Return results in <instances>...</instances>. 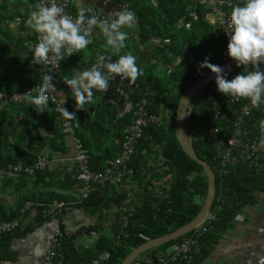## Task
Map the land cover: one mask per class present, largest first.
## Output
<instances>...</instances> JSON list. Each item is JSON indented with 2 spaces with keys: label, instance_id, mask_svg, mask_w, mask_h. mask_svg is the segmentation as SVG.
Here are the masks:
<instances>
[{
  "label": "trees",
  "instance_id": "1",
  "mask_svg": "<svg viewBox=\"0 0 264 264\" xmlns=\"http://www.w3.org/2000/svg\"><path fill=\"white\" fill-rule=\"evenodd\" d=\"M36 1L26 0L27 4L30 5V10H34ZM125 3L128 6L127 10L135 13L136 20L132 28L124 27L122 29L128 33L125 48L115 54L112 50L109 51L110 56L112 59H116V55L130 53L138 57L136 63L139 67L142 66L143 75L135 81L137 86L133 84L132 105L134 106L133 103L141 99L143 92L149 91L147 114L160 116L163 118V123L161 126L149 125L144 129L145 138L137 142L133 158L127 164L133 170V174L126 176L124 183H108L103 189L93 192L77 208L83 209L89 215L99 217L100 214L109 209L111 204L121 207L123 203H126L128 207L134 208L131 219L132 225L127 231L128 236L118 241L116 239L118 226L116 225L110 233L112 238H106L101 236L99 226L95 225L83 230V233L87 235L93 232L99 234L94 246L84 249L75 244L77 234H67L62 223L65 216L64 209L49 213L45 209L47 207L39 206L34 222L22 228V219L27 215V210L23 214L20 210L23 209L25 202L17 209L0 207V223L14 219L20 220L19 227L14 232L4 234L0 238V264L18 261L14 254L9 255L7 252V245L11 240L22 239L36 227L47 226L53 221L57 222L58 229L64 233L62 252L71 264H92V260L100 252L106 251L110 254V259L100 264H121L132 250L147 240L162 237L185 226L202 209L203 204H199L195 199H205L207 178L202 167L191 161L178 144L174 132V117L177 104L184 93L210 73L207 68L198 69L196 65H200L206 56H210L216 61L212 64L220 65L226 56L227 46L215 27L204 20L206 11L202 9L197 0H111L113 7ZM4 8L7 7L3 6L2 10ZM7 11L10 10L7 8ZM191 12L198 15L197 21H192L189 17ZM2 13L0 12V19L4 18L1 16ZM29 14L28 10L27 14L25 13L24 17L21 18L18 31L26 30L32 33V38L35 40L34 30L25 23ZM11 20L13 18L8 21ZM180 20L191 22L190 29L186 30L180 27ZM23 42L24 39L16 38L11 34L8 25L3 28L0 22V92H20L43 81L33 65L32 57L25 52L28 49L23 47ZM13 45L14 47H11ZM260 67L264 69V66L260 65ZM246 69L252 70L251 66L246 65L232 68L227 72L232 77V74L236 76L241 72L246 73ZM60 72L59 89L62 83L64 84L63 78L66 76L70 78V70H66L62 61L60 62ZM214 85L215 80L194 97L188 109L187 123L192 136L194 152L215 173L217 160L220 158L219 152L214 147L213 142L207 141L206 137L203 136V138L201 134L209 131L212 127H219L225 139L232 138L236 136L237 132H240V138L244 143L248 140L258 141L257 124L264 117V114L256 111L251 116L243 117L241 120L239 117L243 102H239L232 105L233 111L225 117L223 122L218 120L216 123H212L210 118L213 111L210 109V94ZM59 89L58 93L60 92ZM67 91H69L67 94L69 105L64 104L66 107H63L70 112L71 104H75V114L78 119L74 122L73 127L88 152L90 169L102 171L107 166L108 161L122 153L123 143L126 140L124 128L136 118L134 116L135 108L124 116L117 117L115 108L105 105L102 108L103 114L99 118L98 114L94 116L93 113L89 112V105L91 104H85L83 110H78L69 87ZM0 107V169L17 162L31 165L43 152H47L50 157L66 152L67 135L56 123L57 110L54 105L48 104L46 111L42 113H37L35 106L26 102L1 104ZM164 108H167L170 115H167L166 111L164 114L161 113ZM95 112H98V109ZM167 116L169 117L164 119ZM193 123H196L199 129L194 128L192 130L191 124ZM112 128L115 132H111V144L103 148L104 144L101 137L104 136V140H107L108 135L102 134V132ZM38 129L47 132L41 137L35 133ZM34 137L37 139L33 140ZM27 143H32L35 148L28 147ZM154 145L158 146L164 165L172 174V182L166 195L158 198L147 196L138 199L139 195L131 198L127 192H120L122 189L120 187L127 181L136 180L140 177L143 161ZM27 147L28 151L26 150ZM11 150H14V154H8ZM2 152L7 153V156L2 155ZM229 169L230 173L227 176L222 178L216 176L215 178L216 189L212 206L219 200L222 210L217 214V220L206 226V232L199 237L200 252L194 256L192 264L203 261L211 254L221 236L231 227L242 206L251 201L250 194L255 189L264 192V164L262 159H259L255 170H251V167L246 163H239ZM53 172L54 170L51 171L47 167L42 171H37L31 177L24 176L21 179L29 178L32 180L31 183L35 182V186L44 190L54 187L52 183L57 181L58 183L54 184L61 192L70 191L79 185L75 177L76 167L72 172H68L66 169L57 173ZM6 180L10 181V179ZM120 213L121 211L118 215ZM77 233L79 236L81 235L79 231ZM193 234L194 231L168 244L146 251L132 264H154V261L164 257L166 250L173 243H179L183 238Z\"/></svg>",
  "mask_w": 264,
  "mask_h": 264
},
{
  "label": "crops",
  "instance_id": "2",
  "mask_svg": "<svg viewBox=\"0 0 264 264\" xmlns=\"http://www.w3.org/2000/svg\"><path fill=\"white\" fill-rule=\"evenodd\" d=\"M75 1H79L82 5H100V0ZM3 6L7 7L10 11H7V8H4L3 10L1 9V13L7 11L1 15L4 17L0 19L2 27L6 28V25H8V30L13 36L24 39L23 47L28 49L25 52L28 56L32 57L31 59H33V53L29 46V43L34 42L32 33L26 30L18 31L20 21H17L21 20V18L24 17L23 15L25 13L27 14L28 10L29 12L32 11L30 10V5H28L27 2L22 3L19 0H11L4 1L2 7ZM10 18H13V20L8 21ZM33 33L35 34V31ZM90 39L92 40V43L87 48L82 49L79 53L73 56L65 57V60L62 61L66 70H70V78L74 72L90 68L92 64L96 62L98 54L110 56L109 51H111V48H104L105 38L99 30L90 36ZM14 45L11 47H14ZM118 57L119 56L116 55V59ZM136 58L138 60L137 56ZM139 68L141 69L142 66ZM135 81H137V79ZM135 81H127L116 77L110 82L109 89L106 92L93 90L94 103L89 105V112L93 113L94 116L98 114L100 118L103 114L102 108L105 105H110L115 108L117 117H122L129 113L131 106H133L132 92L134 91L133 84H136ZM64 85L65 83H62V86H60L58 98L61 104L66 100L65 104L68 106L67 94L69 91H67V85ZM139 101L140 99L133 104L136 105ZM74 105V103L71 104L70 112H75ZM95 107L98 109V112H95ZM164 111H166L167 115H170L167 108H164ZM168 117L169 116L166 118ZM77 119L78 116L76 115V120ZM193 129L194 127H192V130ZM46 132V130L40 131L42 137ZM111 132H115L113 128L102 132V134L108 135L107 140H104V136L101 137L102 143L104 144L102 146L103 148L110 146ZM35 133H37V131H35ZM257 137L260 160L262 159L264 164V117L261 118L257 124ZM35 139L37 138L34 137L33 140ZM27 146L35 148L32 143H27ZM66 146L67 148H65L66 152L64 154H56L50 157V163L47 167L51 171L54 170L53 173H57L62 169L67 170V167L71 165L75 151L70 136L66 137ZM28 147L26 148L27 151L29 150ZM157 147V145H154L152 146V149L149 150L145 161H143L142 174L140 177L136 180L132 179L127 181L122 187H120V189L122 188L120 192H127L128 196L131 198H135L136 195H139L140 197H138V199L146 198L147 196L158 198L166 195L170 183L172 182V174L164 165V161L161 158ZM2 155L7 156V153L2 152ZM30 181L32 180L29 178H16L9 181L0 177V207H4L5 209H17L24 202H30L31 204L27 209V215L22 219V228L34 222L39 206L47 207L45 209H47L49 213H52L56 210L60 211V209L56 208V205L59 202L65 201L66 203L71 204L69 205L70 208L64 209L65 216L62 220L64 228L70 232L68 233L66 231L67 234H77L76 241L79 237L77 233L78 231L85 237L93 238V241L87 242L83 245H77L78 247L86 249L94 246L99 234L93 232L92 234L90 233L87 235L86 233H83V230L95 225L99 226L101 236L112 238L110 233L113 231L114 226H116V205L111 204L108 210L100 214L99 217H96L95 215L87 214L83 209L77 208L82 202L76 205L72 204L78 200V187H74L70 191L61 192L57 188V185H55L58 183L56 181L52 183V186L54 187L44 190L41 187L35 186V182L31 183ZM250 195L251 201L242 206L231 227L221 236L211 254L197 264H259V262L264 264V192L255 189ZM196 199V202L203 204L204 200H202V198ZM65 217L71 219V222L74 223V225L67 226V223L64 220ZM56 223V221H53L47 226L42 225L36 227L26 237L11 240L7 245V252L9 255L14 254V256L18 258V261L15 263L1 264H42L43 256L49 249L51 237L56 231ZM51 224L55 225H53V228L49 229L48 227L51 226Z\"/></svg>",
  "mask_w": 264,
  "mask_h": 264
},
{
  "label": "built area",
  "instance_id": "3",
  "mask_svg": "<svg viewBox=\"0 0 264 264\" xmlns=\"http://www.w3.org/2000/svg\"><path fill=\"white\" fill-rule=\"evenodd\" d=\"M198 3L202 6L206 12L204 14V20L215 27V29L222 35L223 41L226 46L229 42V37L225 32V28L221 25L220 19L221 14L223 19L226 22L229 14L232 10V7L239 2V0H197ZM64 12L70 15L73 18H76L81 10L85 11L88 17L97 16L99 18L108 17L114 19L118 12L121 9H127V4H120L116 7L111 5V0H100L99 6L92 5H82L79 1L75 0H61ZM50 4L51 0H37V4ZM3 0H0V12L2 9ZM189 17L192 21L198 20V15L195 12H191ZM18 22L20 20H17ZM134 23L131 26H126V28H132ZM179 26L188 30L191 27V22H185L183 20L179 21ZM99 29H94L90 34L92 36ZM39 34L35 32V40L32 43H29L30 48H34L38 43ZM167 42V41H166ZM156 44L155 41H153ZM229 57L227 55L222 59L224 64L228 62ZM36 71L39 72L40 77L43 79L45 74L51 75L53 77V84L56 88V91L50 93L51 99L49 104L54 105L58 108L61 105V102L58 98V89L61 83V72H60V63L55 62L50 65L46 64H35ZM196 67L200 68V65L197 64ZM247 70V69H246ZM249 70V69H248ZM247 70V71H248ZM246 71V72H247ZM228 79H231L229 73L226 71ZM42 83L32 85L20 92L15 93H5L0 92V105L6 104H20L24 100L21 96L25 93L32 91V95H36L37 91ZM68 87V86H67ZM149 96V91L143 92V95L136 105L131 106V110L135 107L134 116L135 119L131 120V123L124 128L126 133V140L123 143V151L118 157H113L110 161L107 162V166L102 171H94L90 169L89 166V155L87 150L84 148L81 140L75 133L73 120H68L65 118L62 113L57 110L56 123L61 128L62 132L67 136H70L73 142L75 155L72 159L71 165L67 167L68 172H72L74 167H76V180L79 182L77 186L79 189L78 200L73 205L79 204L82 201L87 200L90 195L97 191L98 189H103L108 183L111 184H122L126 181V176H131L133 170L127 166L129 161L133 158L135 145L137 142L144 137V129L149 125L161 126L163 123V118L158 115H148L147 114V97ZM243 102V106L240 109L239 119L243 117H249L254 112L259 111L264 114V105L259 107L253 106L250 103V100L243 97H226L220 94L217 91L216 84L213 86L210 94V109L213 111L211 114L212 123H216L218 120H223L225 117L231 114L233 111L232 105L235 103ZM231 109V110H228ZM210 110V111H211ZM224 113V115H222ZM239 125V123H237ZM189 124L186 122V127L188 129ZM191 127L199 129L196 123L191 124ZM189 131V130H188ZM247 131V130H246ZM190 137L191 133L189 131ZM246 134V133H245ZM202 137H206L207 141H212L214 147L218 150L220 158L217 160V168L215 176L222 178L227 176L230 173L231 167L239 163H246L251 167V170H255L258 166V161L260 159V152L258 147L257 140H248V142H243L240 138V132H237L236 136L232 138L225 139L219 127H212L209 131L201 134ZM214 135V136H213ZM248 135V132H247ZM203 137V138H204ZM192 138V137H191ZM50 163V156L48 153L40 154L33 164L24 165L20 162L15 164L7 165L4 169L0 170V177L5 179H16L24 176L31 177L37 171H42L47 168ZM71 204L66 202H59L56 205L58 209H68ZM29 208V205L26 204L21 212L24 213L25 210ZM117 208V215L115 218V223L118 226V235L116 239L122 240L128 236V229L131 227L132 222V213L134 211L133 207H128L126 203H123L121 207ZM222 210V205L217 200L216 204L211 207L209 213L204 219V222L197 227L194 231V234L190 237H185L179 243H173L165 252L164 257H160L156 260V264H192L195 255H198L200 252V242L199 237H201L206 232V226L211 225L217 220V214ZM119 211L121 213L118 215ZM19 227L18 220L5 221L0 223V238L4 234H11ZM64 233L61 231H55L50 240V246L47 252L43 256L42 264H71L66 260L62 252V241ZM91 248V247H89ZM86 248V249H89ZM110 259V254L106 252H100L93 260L92 264L105 263ZM259 264H262L259 262Z\"/></svg>",
  "mask_w": 264,
  "mask_h": 264
},
{
  "label": "clouds",
  "instance_id": "4",
  "mask_svg": "<svg viewBox=\"0 0 264 264\" xmlns=\"http://www.w3.org/2000/svg\"><path fill=\"white\" fill-rule=\"evenodd\" d=\"M135 20V13L127 9H121L114 19L95 15L88 17L83 10L73 18L64 12L61 0L37 4L25 21L39 34L38 43L30 49L33 63L59 64L65 57L79 53L92 43L90 34L94 29H99L103 34L105 49L111 48L113 54L119 53L128 39V33L122 29L131 26ZM220 22L229 37L228 57L236 62L237 67L247 65L252 70L228 79L226 71L209 62L210 56L205 57L200 68H207L215 74V84L220 94L247 98L256 107L264 105V69L260 67L264 64V0H239L232 7L227 21L221 14ZM136 60V56L130 53L120 55L115 60L109 55L98 54L90 68L74 72L71 78L66 76L63 82L70 88L77 109L83 110L85 104L94 103L93 90L106 92L116 77L135 81L143 75ZM52 80L51 75L45 74L36 95L31 94L32 90L19 96L27 104L34 105L37 113L45 112L51 99L50 93L56 91ZM65 102L57 110L68 120L76 121L75 112L70 113L63 107Z\"/></svg>",
  "mask_w": 264,
  "mask_h": 264
},
{
  "label": "water",
  "instance_id": "5",
  "mask_svg": "<svg viewBox=\"0 0 264 264\" xmlns=\"http://www.w3.org/2000/svg\"><path fill=\"white\" fill-rule=\"evenodd\" d=\"M261 65L264 66V64ZM219 66L225 72L227 70L237 67V64L234 60L231 59L228 62L221 64ZM214 80H215V74L210 72L207 76H205L204 78L196 82L193 86H191L180 98L177 104L175 117H174V125H175L174 132L178 144L180 145L185 155L191 161L195 162L196 164L202 167L204 174L207 178V192L200 213L188 224L175 230L174 232L153 240H147L144 244L132 250L127 255V257L122 261L121 264H132L144 252L168 244L179 238H182L183 236L187 235L188 233L192 232L197 227H199L204 222L205 217L209 213L215 197L216 176L214 171L211 169V167L208 166V164L205 161L201 160L194 152L192 147L191 137L186 127L185 118L188 113L190 103L197 95V93L202 89H204L206 86H208ZM154 264H156V261H154Z\"/></svg>",
  "mask_w": 264,
  "mask_h": 264
},
{
  "label": "rangeland",
  "instance_id": "6",
  "mask_svg": "<svg viewBox=\"0 0 264 264\" xmlns=\"http://www.w3.org/2000/svg\"><path fill=\"white\" fill-rule=\"evenodd\" d=\"M9 1H11V0H9ZM19 1H21L22 3H26V0H19ZM11 29V28H10ZM210 63H216V61L214 60V59H212V58H210V61H209ZM233 77H235V75L234 74H232V77H231V79L233 78ZM203 90V89H202ZM201 90V91H202ZM201 91H199L198 93H197V95L198 94H200V92ZM192 102V101H191ZM164 109L163 110H161V113L162 114H164ZM188 114V113H187ZM164 118H166V117H164ZM185 120H186V122H188L187 120H188V115H186V118H185ZM42 129H38L37 130V134L39 135V136H41L42 137V135L40 134V131H41ZM31 144V143H30ZM8 154H14V150L13 151H10ZM195 201H197V199H195ZM26 204H28L29 205V207L31 206V204H30V202H26ZM64 220H65V222L67 223V226H72V225H74V223H72L71 222V219H68L67 217H65L64 218ZM53 225H55V224H51V226H49L48 228L50 229V228H53L54 226ZM56 231H60L59 229H58V226H57V223H56ZM66 231H67V229H66ZM68 232V231H67ZM68 233H70V232H68ZM91 241H93V238H91V237H85V236H83V235H80L79 237H78V240L75 242V244L76 245H83V244H85V243H87V242H91Z\"/></svg>",
  "mask_w": 264,
  "mask_h": 264
}]
</instances>
